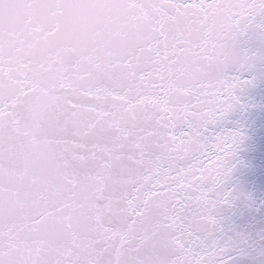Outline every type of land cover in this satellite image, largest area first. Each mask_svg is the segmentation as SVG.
I'll return each instance as SVG.
<instances>
[{"label": "snow or ice", "instance_id": "snow-or-ice-1", "mask_svg": "<svg viewBox=\"0 0 264 264\" xmlns=\"http://www.w3.org/2000/svg\"><path fill=\"white\" fill-rule=\"evenodd\" d=\"M257 60L264 0H0V264H231Z\"/></svg>", "mask_w": 264, "mask_h": 264}, {"label": "water", "instance_id": "water-1", "mask_svg": "<svg viewBox=\"0 0 264 264\" xmlns=\"http://www.w3.org/2000/svg\"><path fill=\"white\" fill-rule=\"evenodd\" d=\"M241 49L259 53L261 44L255 38L241 42ZM253 83L240 91L243 108L232 113L216 129L242 131L245 143L239 153L243 166L234 183L251 196L249 204L237 203L222 212L226 236L241 234L243 250L232 253L231 264H264V62L257 60L241 72H230Z\"/></svg>", "mask_w": 264, "mask_h": 264}]
</instances>
